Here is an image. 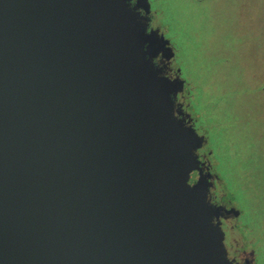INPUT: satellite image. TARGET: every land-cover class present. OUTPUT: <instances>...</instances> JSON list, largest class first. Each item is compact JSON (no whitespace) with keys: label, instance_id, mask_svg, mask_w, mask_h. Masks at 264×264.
I'll list each match as a JSON object with an SVG mask.
<instances>
[{"label":"water","instance_id":"water-1","mask_svg":"<svg viewBox=\"0 0 264 264\" xmlns=\"http://www.w3.org/2000/svg\"><path fill=\"white\" fill-rule=\"evenodd\" d=\"M174 57L130 0H0V264H230Z\"/></svg>","mask_w":264,"mask_h":264},{"label":"rangeland","instance_id":"rangeland-1","mask_svg":"<svg viewBox=\"0 0 264 264\" xmlns=\"http://www.w3.org/2000/svg\"><path fill=\"white\" fill-rule=\"evenodd\" d=\"M226 203L264 264V0H154ZM204 133V134H203Z\"/></svg>","mask_w":264,"mask_h":264},{"label":"flooded vegetation","instance_id":"flooded-vegetation-1","mask_svg":"<svg viewBox=\"0 0 264 264\" xmlns=\"http://www.w3.org/2000/svg\"><path fill=\"white\" fill-rule=\"evenodd\" d=\"M150 7V12L146 14L143 9V0H130V4L134 7L141 17L144 18L147 31L159 30V33L164 35V28L159 22L160 14L153 8L154 0H147ZM165 37V36H164ZM171 44V43H170ZM175 50V49H174ZM176 55V52H175ZM175 58L170 61L168 70L166 71L168 78H175L177 75V67L175 66ZM161 58L155 59V63L159 64ZM181 77V72H180ZM192 99V88L185 81L184 91L182 94L177 96L175 100V110L181 114L175 113V116L179 119H185L186 114L190 116L191 124L198 135H202L199 129L196 127L197 121L189 113L190 100ZM186 121L188 119L186 118ZM204 134V133H203ZM212 152L208 148V143L204 145L201 149L197 151L198 159L204 165H200V172L203 175H207V168L209 173L212 175L213 179L211 183L212 187L209 188L208 200L211 204L215 206H224L226 209L233 207L230 202L226 203L225 193L222 190V184L217 181L214 177L215 173L213 171V166L210 161ZM197 177V173H195ZM234 208V207H233ZM236 209V208H235ZM237 210V209H236ZM238 211V210H237ZM241 213L236 218L233 216L226 215L225 217H219L220 227L224 234L223 246L225 251V257L230 264H258L257 262V252L255 248V237L249 230L245 227H240L238 225V220Z\"/></svg>","mask_w":264,"mask_h":264}]
</instances>
